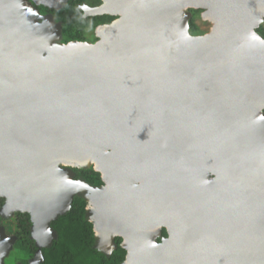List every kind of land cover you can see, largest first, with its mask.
I'll use <instances>...</instances> for the list:
<instances>
[{
  "label": "water",
  "instance_id": "water-1",
  "mask_svg": "<svg viewBox=\"0 0 264 264\" xmlns=\"http://www.w3.org/2000/svg\"><path fill=\"white\" fill-rule=\"evenodd\" d=\"M109 2L111 13L100 5L84 15L119 19L97 27L103 39L59 45L58 25L59 66L38 72L29 49L49 27L36 24L28 0H0L3 212L8 200L30 215L32 235L49 230L80 185L99 191L98 202L117 203L99 208L103 221L118 211L131 220L123 264L128 253L150 264H264V39L256 32L264 0ZM186 7L202 10L208 34H189ZM93 156L111 191L59 169L63 159L87 167ZM211 164L219 179L208 183ZM162 229L167 238L157 243ZM6 241L0 237V259L12 248ZM41 261L38 251L29 264Z\"/></svg>",
  "mask_w": 264,
  "mask_h": 264
},
{
  "label": "trees",
  "instance_id": "trees-1",
  "mask_svg": "<svg viewBox=\"0 0 264 264\" xmlns=\"http://www.w3.org/2000/svg\"><path fill=\"white\" fill-rule=\"evenodd\" d=\"M89 0H67L59 9L50 12L56 22L60 24V37L57 43L83 42L85 31L100 24H108L113 17L108 15L83 17L79 8ZM100 1V0H97ZM201 10L189 9V34L198 33L195 17ZM264 39V29L256 30ZM264 115V110H263ZM73 173V180L84 183L91 189H101L103 182L100 174L93 170L91 165L82 168L62 167ZM5 199L0 197V213L3 211ZM87 201L84 196L75 195L69 209L50 222L49 226L55 233V238L48 246L39 247L31 236L32 223L28 213H14L15 241L8 254L13 264H26L37 251L40 252L41 264H123L126 251L121 245V238H114L115 249L106 255L97 248V237L94 234L93 223L88 219ZM3 221L0 215V223ZM165 229L161 230L160 237L166 238ZM113 240V238H112ZM159 242V241H158Z\"/></svg>",
  "mask_w": 264,
  "mask_h": 264
},
{
  "label": "rangeland",
  "instance_id": "rangeland-1",
  "mask_svg": "<svg viewBox=\"0 0 264 264\" xmlns=\"http://www.w3.org/2000/svg\"><path fill=\"white\" fill-rule=\"evenodd\" d=\"M67 0H56L52 6L50 7H46L48 9H57L60 8ZM32 7L33 6V2L32 1H28ZM102 4V1H97V0H89L88 3H86L84 6L81 7V10L83 11L84 15H87L89 12L88 9H93V8H97ZM35 5V4H34ZM40 6V5H37ZM43 6V5H41ZM45 7V6H44ZM35 9V8H34ZM189 7H186L184 9V12L187 14V16H190L189 13ZM36 10V9H35ZM37 11V10H36ZM202 11V10H201ZM38 12V11H37ZM38 19L36 21L37 25H46L49 27V32L48 35L43 39V41L36 47L29 49L30 54H32V70L38 71V72H55L57 69V67L59 66L58 64V49H57V45L54 43L55 39H57L58 35H59V26L56 23V21L52 18V16H41L38 13ZM188 21V18H187ZM195 24L198 27V33L192 36H204L206 34L209 33V30L211 28V23H209L208 21L204 20L201 18V12L200 14H198L195 17ZM262 27L264 29V18L262 20V23L260 24L259 28ZM258 28V29H259ZM97 28H89L85 34H84V44L87 45H93L96 42L99 41L98 38V32L96 30ZM53 41V42H52ZM52 42V43H51ZM8 95H14L15 98L23 103L25 100L24 95L22 94H17V93H12L11 91H6L5 92ZM264 108L261 109V111L263 112ZM55 138H52V142L55 143ZM55 145V144H54ZM60 147L59 146H55V148H53V152L54 155L57 154L59 152ZM91 163H92V167L95 170H98L100 177L103 178L106 171L105 169H101V167H99L100 162L98 157L93 156L91 159ZM73 167L75 166V162L72 159H63L61 161V165L60 167ZM75 168V167H74ZM64 172V171H63ZM206 173L208 175V183H213L215 182L217 179H219V174L216 172L215 170V165L211 164L208 166ZM62 175V174H61ZM141 181H143L142 179L138 180L136 185H140ZM109 183V181H108ZM105 187H107V185L105 186V183H103V191L105 190ZM110 190V188H108ZM73 194L76 193H80L82 196H84V198L87 201V209H88V217L90 219V221L93 223V229L94 234L96 235V237L98 238V242H99V250H103L106 252L110 251L111 248V242L109 241L108 235H111L113 237H121V239L123 240V244L124 245H128L127 243L130 242V238L129 236L125 235V231L123 230L124 228L127 227L128 224H130L131 220L127 217V215H123V218L121 219V214H119L120 212H116L113 213L112 216H110L109 220L107 221H103V217H101V211H100V207L101 208H109V202H107V200H103V202L100 203V207L97 205L98 201V195H99V191L97 190H93V191H84V187L77 185L76 187H74L73 189ZM111 191V190H110ZM70 195V194H69ZM69 196H65V194L63 193V200L65 201V204L63 207H65V205L67 204V200L69 199ZM6 203L8 205V208H6V210L0 213V215H2L3 221L0 223V237L5 236V238H7L6 244L8 245V250L10 247H12V244L14 242V232H16L15 229V220H14V213L16 208L13 207L11 204H9L8 200H6ZM119 208V207H118ZM50 221V220H48ZM38 225V223H37ZM38 229H33V235H32V231H31V236L34 237V239L36 240V242L38 243V245L40 246H44L46 244H48L50 242V240L52 238H54V232L49 229H41V230H46L42 232V238L40 239L38 237V232L41 231L40 229L37 231ZM124 231V233H123ZM133 253H128L129 255V261L127 262V264H150V261H148L147 263L144 262L143 259H140L139 262H136L135 260H133L134 258L132 257ZM2 257V256H1ZM9 256H3L0 259V264H13L11 258H8ZM40 263V262H39Z\"/></svg>",
  "mask_w": 264,
  "mask_h": 264
},
{
  "label": "bare ground",
  "instance_id": "bare-ground-1",
  "mask_svg": "<svg viewBox=\"0 0 264 264\" xmlns=\"http://www.w3.org/2000/svg\"><path fill=\"white\" fill-rule=\"evenodd\" d=\"M35 2L36 1H38V0H34ZM188 1V5L190 6V7H192V8H195V7H197V6H199L198 4H196L195 2H194V0H187ZM52 2V0H50V1H46L45 3H48V4H50ZM103 5V8L102 9H104L105 10V12L106 13H111L112 12V10H111V2H109V0L107 1H104V2H102V4H101V6ZM115 23H117V22H119V19H115V21H114ZM111 28V27H110ZM99 33H103V32H101V30L100 31H98ZM100 34V38H99V41L101 40V39H103V37H102V35ZM98 41V42H99ZM78 52L80 53V54H82L83 52H81V50H79L78 49ZM66 58H64V57H61V58H59V61H61L63 64H65V60ZM111 151V150H110ZM110 183H108V182H105V186L107 185V187H105V189L106 190H109L108 188H110V190H112V188H111V185H109ZM117 188H116V190H113L110 194L113 196L115 193H116V191L118 190L119 191V186L117 185L116 186ZM109 190V191H110ZM117 191V192H118ZM114 197V196H113ZM103 200H105V199H103ZM103 200H101V202H103ZM101 202H98L97 203V205L100 207V203ZM112 202V201H111ZM117 205V203L116 204H112V203H110L109 202V208H107V209H114V207ZM119 206H117L116 208H118ZM105 208V207H104ZM100 209H103V208H101L100 207ZM30 211H31V213H32V215H33V219H34V224H36L37 225V220H36V214H35V211H34V209H30ZM121 214V213H120ZM124 231L126 230V228H124L123 229ZM171 236H172V232H171ZM225 236H226V234H223V237H221L220 239H218V242H220V241H223L224 239H225ZM41 239V238H40ZM138 247L139 248H141V246H140V243L138 244ZM162 252H164V250L162 251ZM205 257V256H204Z\"/></svg>",
  "mask_w": 264,
  "mask_h": 264
},
{
  "label": "flooded vegetation",
  "instance_id": "flooded-vegetation-1",
  "mask_svg": "<svg viewBox=\"0 0 264 264\" xmlns=\"http://www.w3.org/2000/svg\"><path fill=\"white\" fill-rule=\"evenodd\" d=\"M28 1H31V0H28ZM100 1H102V0H100ZM85 4H83V5H81L79 8L81 9V7L82 6H84ZM33 6H34V8L38 11V13L41 15V16H52V14H51V10L50 9H48V8H46V7H44V6H37V5H34L33 4ZM83 12V11H82ZM83 17H84V14H83ZM112 17V16H111ZM53 18V17H52ZM54 19V18H53ZM116 19V17H113V20L111 21V22H113L114 20ZM110 22V23H111ZM58 25H60L58 22H56ZM110 23H108V24H110ZM103 25H107V24H100V25H97V26H95V28H97V27H100V26H103ZM87 31V30H86ZM85 31V32H86ZM84 42V41H83ZM88 219H89V217H88ZM89 221H90V219H89ZM91 222V221H90ZM51 229V228H50ZM52 230V229H51ZM53 231V230H52ZM54 235H55V233H54ZM112 238H113V240H112ZM114 238H119V237H111V242H112V245H111V248H110V251L109 252H106V251H103V250H100V251H102L103 253H105L106 255H109V254H111L112 252H113V250L115 249V242H114ZM166 238H167V236H166ZM163 239H165V238H161V237H159L156 241H157V243H160ZM99 240H98V238H97V248L99 249V242H98ZM159 241V242H158ZM123 244V240L121 239V245ZM38 253V251L35 253V255ZM34 255V256H35ZM34 258V257H33ZM32 258V259H33ZM31 259V260H32ZM31 260H29L26 264H29V262L31 261ZM232 262H233V260H232ZM232 262H230L231 264H232ZM39 264H41V262L39 263Z\"/></svg>",
  "mask_w": 264,
  "mask_h": 264
}]
</instances>
